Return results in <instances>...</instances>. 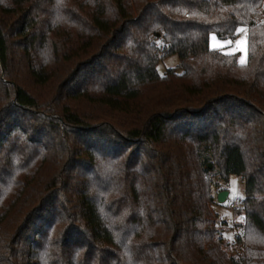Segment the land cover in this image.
Returning a JSON list of instances; mask_svg holds the SVG:
<instances>
[{
    "label": "trees",
    "instance_id": "trees-1",
    "mask_svg": "<svg viewBox=\"0 0 264 264\" xmlns=\"http://www.w3.org/2000/svg\"><path fill=\"white\" fill-rule=\"evenodd\" d=\"M263 6L0 0V264H264ZM240 27L244 64L209 48Z\"/></svg>",
    "mask_w": 264,
    "mask_h": 264
},
{
    "label": "rangeland",
    "instance_id": "rangeland-1",
    "mask_svg": "<svg viewBox=\"0 0 264 264\" xmlns=\"http://www.w3.org/2000/svg\"><path fill=\"white\" fill-rule=\"evenodd\" d=\"M263 20H264V6H263ZM237 36L234 40L220 39L215 34L209 35L208 45L210 49L218 50L222 53H235L237 55L238 63L244 64L246 61V29L244 27L239 28ZM231 42L230 47H221L222 43ZM240 41L239 44L236 42ZM244 58V62H241V58ZM179 69V58L176 54H171L164 59L160 60L156 66V70L159 75L164 74L167 69ZM217 183L213 191L215 194V201L212 204V211L214 214L215 222L221 229V234L224 242L230 246V249L234 248V235L239 232L235 224L241 222V217L236 216V212L240 209V200L244 197V182L241 177L236 175H230L227 182H223L217 177L213 180ZM225 190L228 195L224 202H217L216 195L218 192Z\"/></svg>",
    "mask_w": 264,
    "mask_h": 264
},
{
    "label": "water",
    "instance_id": "water-1",
    "mask_svg": "<svg viewBox=\"0 0 264 264\" xmlns=\"http://www.w3.org/2000/svg\"><path fill=\"white\" fill-rule=\"evenodd\" d=\"M209 167H210V165H209ZM227 195H228V192L225 191V190H222V191L218 192L217 195H216L217 202H219V203L224 202L226 197H227Z\"/></svg>",
    "mask_w": 264,
    "mask_h": 264
},
{
    "label": "snow or ice",
    "instance_id": "snow-or-ice-1",
    "mask_svg": "<svg viewBox=\"0 0 264 264\" xmlns=\"http://www.w3.org/2000/svg\"><path fill=\"white\" fill-rule=\"evenodd\" d=\"M237 31H240V29H238ZM236 43L239 44L240 41H237ZM230 44H231L230 41L229 42H226V43H222L221 47L227 48V47H230ZM225 54H233L234 55L235 53L234 52L233 53L225 52ZM241 62L242 63L244 62V58L243 57L241 58Z\"/></svg>",
    "mask_w": 264,
    "mask_h": 264
}]
</instances>
